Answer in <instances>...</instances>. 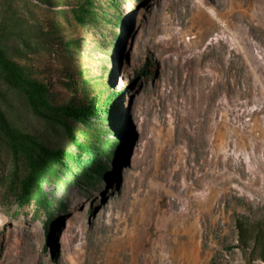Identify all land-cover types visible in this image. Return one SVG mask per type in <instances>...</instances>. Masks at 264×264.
<instances>
[{
	"label": "rangeland",
	"instance_id": "1",
	"mask_svg": "<svg viewBox=\"0 0 264 264\" xmlns=\"http://www.w3.org/2000/svg\"><path fill=\"white\" fill-rule=\"evenodd\" d=\"M81 1L0 0V30L36 35L15 59L56 102L83 97L64 85L80 70L104 76L120 95L118 155L105 180L46 184L47 215L17 206L0 151V264H264V0H98L108 15L86 25L71 13ZM6 107L22 130L67 143Z\"/></svg>",
	"mask_w": 264,
	"mask_h": 264
},
{
	"label": "trees",
	"instance_id": "2",
	"mask_svg": "<svg viewBox=\"0 0 264 264\" xmlns=\"http://www.w3.org/2000/svg\"><path fill=\"white\" fill-rule=\"evenodd\" d=\"M100 7L98 0H82L71 10L72 17L80 25L91 24L97 21L98 15H108ZM111 18L112 24L122 30L130 27L115 13ZM34 37L35 34L19 37L16 32L0 30V151L8 158L5 178L17 206L33 204L49 215L54 204L45 190L46 184L60 181L87 187L108 177V162L118 155L115 138L121 125L120 95L103 83L104 76L95 78L80 70L78 81L70 80L64 85L67 88L80 85L83 97L56 102L45 80L15 59L21 54L14 43L29 46ZM114 41L115 45H122L124 37L118 33ZM65 44L67 48H77L76 41L71 39ZM142 75L150 76L151 71L144 69ZM10 98L17 101L25 115L63 128L67 143L53 147L16 126L6 107ZM246 226L245 222L236 223L242 243L248 241ZM259 236L254 238L255 242ZM261 258H264V249Z\"/></svg>",
	"mask_w": 264,
	"mask_h": 264
},
{
	"label": "bare ground",
	"instance_id": "3",
	"mask_svg": "<svg viewBox=\"0 0 264 264\" xmlns=\"http://www.w3.org/2000/svg\"><path fill=\"white\" fill-rule=\"evenodd\" d=\"M65 225H66V222L64 223ZM67 224H68V227H67V229L71 226V219L70 218H68V222H67ZM66 234V230H65V232H64V235ZM63 239V238H62Z\"/></svg>",
	"mask_w": 264,
	"mask_h": 264
}]
</instances>
